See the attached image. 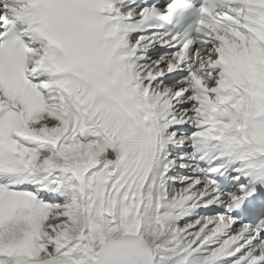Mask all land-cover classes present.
<instances>
[{
  "label": "bare ground",
  "instance_id": "obj_1",
  "mask_svg": "<svg viewBox=\"0 0 264 264\" xmlns=\"http://www.w3.org/2000/svg\"><path fill=\"white\" fill-rule=\"evenodd\" d=\"M4 1L0 0V3L2 4ZM148 60L151 67L156 66L159 62V58L156 56H151ZM4 80L10 84L11 88L17 83L15 74L12 72H6ZM160 90L161 92H158V88L154 86L153 101L167 103V107L163 103L160 105L162 120L165 122L164 138L161 143L168 148L165 158L170 156L171 161L176 160V162L191 160L189 144L192 138L199 139L200 136L208 135L210 132L194 133L191 137L189 130L188 133L181 136L177 126L184 125L188 129L192 127L188 119L181 123L176 122L185 113L181 108L185 90L179 85L163 86ZM202 99L211 101V97L208 95L197 96L188 101L196 104L199 117L209 108L207 103L205 106L202 104ZM90 130L86 126L79 127L74 123L68 130L58 119L53 122L42 119L27 121L21 131L25 135L32 134L38 137H55L56 132H59V138L63 141H73L76 137L81 139L80 142H76L72 146L63 145L62 154H68L66 156L53 155L48 164L57 162L58 165L65 167L74 164L86 166L85 169L89 173V188L85 198L90 206L86 220L87 229H84L83 224L80 223L84 221V216L70 213L67 207L68 200H66L58 204L55 215L38 231L39 236L43 237L47 244L45 253L41 254V248L37 247L35 242H31L28 238H22V234L14 229L0 233V244L21 246L26 259L31 260L32 263L39 259V262L35 264H93L94 248L98 247L106 238L98 223L101 209L100 198L104 197L101 193L106 182L107 171L111 166L110 160H114L115 156L114 152L106 151L109 149L108 147L87 143V133ZM180 145L186 147V155L182 157H179L176 152V147ZM85 149L90 151L83 152ZM47 158H43L41 163L44 164ZM185 166L189 170L186 176H178L176 181L170 179L164 183L159 181L161 177L166 176L164 167L160 166L157 169L149 186L148 211L153 201L160 202L162 200L167 209L166 215L162 217L167 221V229L157 231L148 216L143 226V239H146L152 251L154 264H181L176 261L173 255L174 251L178 249L190 264H224L222 260L228 255L225 250L229 245L239 240L240 236L233 230L230 239H227L221 234H216L218 229L214 226L207 230L203 229L205 224L212 221L206 219V216L211 217L217 212L215 209L206 212L205 208L211 203H218L215 199L207 202L200 171L195 168V163H188ZM75 196L77 195L75 194ZM217 199L221 200L222 198L217 197ZM79 235L84 237L83 241L77 240ZM245 254V251L241 252L232 264L242 263L246 259Z\"/></svg>",
  "mask_w": 264,
  "mask_h": 264
}]
</instances>
